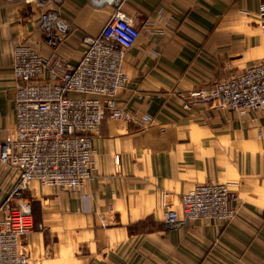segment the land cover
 I'll return each mask as SVG.
<instances>
[{
  "label": "crops",
  "instance_id": "1",
  "mask_svg": "<svg viewBox=\"0 0 264 264\" xmlns=\"http://www.w3.org/2000/svg\"><path fill=\"white\" fill-rule=\"evenodd\" d=\"M263 4L61 0L51 45L38 0H0V141L14 135L17 42L76 63L82 38L97 36L116 7L140 28L117 96L134 120L105 118L92 135L93 180L81 192L35 181L22 192L34 212V229L19 238L28 264H264V111L222 114L187 96L264 58ZM204 181L236 184L234 217L166 227L164 213L180 214V195ZM16 184L0 162V215Z\"/></svg>",
  "mask_w": 264,
  "mask_h": 264
},
{
  "label": "built area",
  "instance_id": "2",
  "mask_svg": "<svg viewBox=\"0 0 264 264\" xmlns=\"http://www.w3.org/2000/svg\"><path fill=\"white\" fill-rule=\"evenodd\" d=\"M38 3L39 28L54 45L55 0ZM259 20L264 38V4ZM139 34L132 18L116 7L97 36L82 38L76 63L59 57L50 61L25 42L13 46L14 135L0 141V162L15 171L17 184L2 205L0 264H28L27 255L19 251V238L33 229L31 202L22 196L29 184L81 192L95 176L92 135L102 121L134 120L135 112L119 107L117 96L127 82L125 55ZM187 96L222 114L264 111V58ZM113 158L118 165L119 153ZM238 200L233 182L196 183L180 195V214L167 210L163 222L169 228L195 220L226 224L234 217Z\"/></svg>",
  "mask_w": 264,
  "mask_h": 264
},
{
  "label": "water",
  "instance_id": "3",
  "mask_svg": "<svg viewBox=\"0 0 264 264\" xmlns=\"http://www.w3.org/2000/svg\"><path fill=\"white\" fill-rule=\"evenodd\" d=\"M5 1L18 2V1H22V0H5ZM38 1H42V0H38ZM55 3H56L57 5H60V4H61V0H55Z\"/></svg>",
  "mask_w": 264,
  "mask_h": 264
},
{
  "label": "rangeland",
  "instance_id": "4",
  "mask_svg": "<svg viewBox=\"0 0 264 264\" xmlns=\"http://www.w3.org/2000/svg\"><path fill=\"white\" fill-rule=\"evenodd\" d=\"M29 201H30V200H29ZM30 202H31V201H30ZM31 209H32V218H33V221H34V214H33L34 212H33V208H32V202H31ZM33 229H34V223H33ZM33 229H32V230H33Z\"/></svg>",
  "mask_w": 264,
  "mask_h": 264
}]
</instances>
